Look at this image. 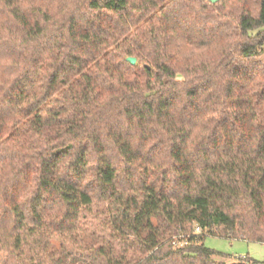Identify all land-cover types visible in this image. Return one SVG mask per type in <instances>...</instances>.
Segmentation results:
<instances>
[{
  "label": "trees",
  "instance_id": "1",
  "mask_svg": "<svg viewBox=\"0 0 264 264\" xmlns=\"http://www.w3.org/2000/svg\"><path fill=\"white\" fill-rule=\"evenodd\" d=\"M263 26L264 0H0V264L264 244Z\"/></svg>",
  "mask_w": 264,
  "mask_h": 264
},
{
  "label": "rangeland",
  "instance_id": "2",
  "mask_svg": "<svg viewBox=\"0 0 264 264\" xmlns=\"http://www.w3.org/2000/svg\"><path fill=\"white\" fill-rule=\"evenodd\" d=\"M261 29H264V26ZM54 243L59 244L58 241ZM202 243L205 247L215 251L212 258L217 263L237 264L247 257L253 261L252 264H264V244L262 243L210 235L205 236ZM4 258L5 255L0 254V263L4 261Z\"/></svg>",
  "mask_w": 264,
  "mask_h": 264
},
{
  "label": "built area",
  "instance_id": "3",
  "mask_svg": "<svg viewBox=\"0 0 264 264\" xmlns=\"http://www.w3.org/2000/svg\"><path fill=\"white\" fill-rule=\"evenodd\" d=\"M200 229L199 227L195 226L194 233H199ZM171 243L175 247L181 248L188 244V239L184 235H178L171 238Z\"/></svg>",
  "mask_w": 264,
  "mask_h": 264
},
{
  "label": "water",
  "instance_id": "4",
  "mask_svg": "<svg viewBox=\"0 0 264 264\" xmlns=\"http://www.w3.org/2000/svg\"><path fill=\"white\" fill-rule=\"evenodd\" d=\"M207 1H209V2L212 3V4H214V3H216V2L219 1V0H207ZM126 60H127L128 62L132 63V64H134L135 61H136V59H135L134 57H127Z\"/></svg>",
  "mask_w": 264,
  "mask_h": 264
}]
</instances>
